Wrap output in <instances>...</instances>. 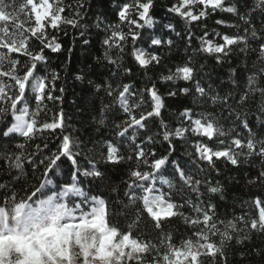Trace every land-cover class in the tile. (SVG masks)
<instances>
[{"label": "snow or ice", "instance_id": "6c2138e0", "mask_svg": "<svg viewBox=\"0 0 264 264\" xmlns=\"http://www.w3.org/2000/svg\"><path fill=\"white\" fill-rule=\"evenodd\" d=\"M84 4L85 0H76L75 5L66 3L65 0H23L17 8L15 5L6 4L5 0H0V118L10 113L14 119L11 126L0 132V135L11 139L13 134H19L25 140H30L37 131L63 128L62 111L59 120L38 126L36 114L31 113L23 104L29 89L35 93L34 99L37 102L60 99L53 97L49 90L54 89V83L50 84L47 77L36 75L37 62L45 59V48L54 52L61 49L57 37H49L48 30L59 31L62 25L78 27ZM196 5L202 6L198 12L193 11ZM153 7L154 0H126L119 5L116 12L119 23L108 25V34L103 40L105 58L110 64H118L119 57L112 58L108 50L116 49L122 54L128 40L133 43L132 55L141 67H147L151 63L159 64L160 57L157 54L148 55L144 50L135 47V43L142 39L141 30L154 23L151 16ZM209 8L213 12L220 9L233 13L245 25L243 35H223L222 43H214L208 39V32H204L200 38L201 48L207 53L218 54L217 62H221V56L229 55L232 46L243 45L240 51L246 54L250 50V40L258 44L257 49L251 50L258 51L259 66L254 67L248 76L246 90L240 99L248 103L250 97L260 96L262 106L260 116H257V120H260L264 116V28L257 29L252 23L251 11L264 12V0H255L254 8L243 14L235 6L224 7V0H178L167 11L191 23L207 17ZM66 12H70L71 16L65 15ZM101 22L98 18L97 26ZM216 23L225 22L217 20ZM124 25L127 26L126 31ZM166 27L174 30L171 24ZM216 35L219 36V33ZM150 39L154 46L173 44L172 39ZM33 41L39 42V50L31 49ZM13 56L27 57L29 62L21 64V60L13 59ZM194 71L195 68L189 60L183 66L177 67L172 75L162 79L189 81L193 79ZM56 78L53 76V80ZM96 87L99 89L101 85ZM118 88L120 90L117 91L108 84L105 91L109 97L116 95L120 109L127 116L126 120L116 125L119 129L116 134L121 138L128 136L130 130L143 128L149 118L161 115L163 101L155 85L144 90L152 102L151 111L141 113L139 117L128 103L129 97L136 95L131 91V85L123 84ZM195 91L202 98L208 95V90L201 87L199 82ZM181 92L187 94L189 89L183 88ZM169 95L175 96L176 93L170 92ZM230 98L229 93L222 98L213 96L212 100L215 102L219 99L227 103ZM108 107L109 105H104L100 110L101 124ZM181 116L187 120L188 127H177L174 131H169L168 125L161 121L163 139L170 141V137H184L189 132L210 141L224 137L225 139H219V148L214 149L206 143L195 145L199 159L210 166L214 167V158H223L233 166L247 163L253 156L264 161V141L255 140L246 118L241 123L248 131V138L241 139L237 134L229 140L228 133L218 127L211 116L201 115L194 118L195 113L191 108H185ZM147 140L150 142L152 137L149 136ZM135 141L136 136L132 135L130 142L134 150L128 157L120 155L110 142L107 143L106 155L102 156L104 163L112 165L135 159V166L128 170L124 196L133 204L139 203L140 207L136 209L135 218L124 229L111 221L115 213L110 210L109 202L102 196L92 195L91 187L86 192L81 186L86 179L90 185L94 181H103L105 173L92 160L88 161L87 166L80 164V153L74 150L77 143L69 135H63L57 151L39 159L38 164L31 155L26 157L22 152L10 153L6 150L0 154L9 169L18 170L20 175L24 174L26 161L35 166V170L41 167L43 169L37 183L21 191L14 190V185L9 187L8 184H0V264H203L202 257L205 256L212 261L219 256L223 264H227L225 249L232 240L237 244H244L251 239V232L264 235V201L259 197L254 200L258 209L257 216L250 220L239 217L244 228H239L235 220H220L216 215V205L212 203L204 207L199 203L192 204L194 216H186L180 212L178 209L182 206L173 203L171 194L163 191L165 184L172 187L171 181L162 175L166 165H174L175 174L197 197L201 195L199 188L202 181L187 175L175 161L169 160L168 155L157 158L154 151L145 150L144 141L139 144ZM16 147L23 149L25 145L19 144ZM47 147V144L43 145L44 149ZM36 148L40 150L41 145H36ZM172 150L173 145L169 143V152ZM149 157H152L151 160ZM64 160L71 165L68 178L63 182H55L53 186L51 176L60 174L58 170ZM256 182H264V171L256 177ZM204 183L211 185L209 181ZM215 183L217 186L207 187L208 192L222 191L219 182ZM157 184H160L159 188ZM144 216L150 218L156 229H161L163 222L169 218L183 217L185 223L194 231L179 245L172 242L170 234H164L158 244L153 243L135 234L134 226L138 227ZM214 238H218V242ZM254 251L264 254L259 249Z\"/></svg>", "mask_w": 264, "mask_h": 264}, {"label": "trees", "instance_id": "16d2710c", "mask_svg": "<svg viewBox=\"0 0 264 264\" xmlns=\"http://www.w3.org/2000/svg\"><path fill=\"white\" fill-rule=\"evenodd\" d=\"M23 0H5L6 4L15 5L17 8ZM66 3L75 5L76 0H65ZM126 0H85L81 11L78 27L62 25L59 31L49 29L48 35L56 36L61 44V49L54 52L44 49L45 59L37 62L36 75L47 77L50 84L54 83V89L50 88L53 97L60 99L37 102L35 93L29 89L23 106L28 107L31 113H35L39 125L52 123L60 118L63 112V128L56 130L37 131L32 139L25 140L19 134H13L9 139L0 135V154L6 150L10 153L22 152L26 157L39 163L51 153L56 152L62 142L63 135H69L76 143L75 151L80 153L79 162L87 166L92 160L105 173L103 181H94L91 185L87 179L81 185L87 192L89 187L93 189L92 195L102 196L109 202V208L115 213L111 221L124 229L135 218L139 203L133 204L124 196L126 189L125 181L128 179V170L135 166V159L125 160L118 165L106 164L102 156L106 155L107 143L110 142L122 156L128 157L133 153V144L130 142L132 135L136 136V144L144 141L146 151H154L156 157L168 155L170 161H175L185 173L194 179L202 181L199 188L200 196L185 186L183 181L175 174L172 163L166 165L162 175L171 181L172 187L163 185V191L170 193L172 202L181 205L178 210L186 216H194L192 204L199 203L201 207L208 203L216 205V215L220 220H235L239 228L244 224L239 217L246 220L255 218L258 209L254 200L259 197L264 201V182H256V177L264 171V161L253 156L247 163L239 166L231 165L227 160L214 158V167L206 161L199 159L195 145L206 143L209 146L219 148V139L208 140L191 132L184 137H170V141L163 139L161 121L168 125L169 131L177 127H188L187 120L181 116L185 108H191L195 113L194 118L201 115L211 116L228 133V139L239 134V138L247 139L249 134L241 123L247 119L249 127L255 140L264 141V116H260L262 101L259 95L250 97L248 103L241 101L240 97L247 87V78L251 75L254 67L259 66L258 44L250 40V50L245 54L240 51L243 45L232 46L227 57L218 54L207 53L201 48V37L208 32V39L214 43H222L223 35H243V22L237 15L217 9L215 12L208 9V16L195 22H188L167 9L178 0H154L151 16L154 23L142 31V39L135 43V47L144 50L148 55L157 54L160 57L159 64L151 63L147 67H141L132 55L133 43L127 41L126 47L121 54L119 50H108L109 56L118 58V64H110L105 58L106 48L103 40L108 34V25L119 23L116 12L119 5ZM255 5V0H224V7L235 6L243 14L250 12ZM202 8L196 5L193 11L198 12ZM65 15L71 16L70 12ZM98 18L101 23L97 26ZM252 23L257 29L264 28V12L260 10L251 11ZM217 20H223L224 24H217ZM173 25L174 30L166 27ZM237 25L238 27H231ZM127 30V26H123ZM66 33V34H65ZM179 33V36H177ZM219 33V36L216 35ZM151 37L162 38L164 41L173 40L171 46L166 43L154 46ZM41 45L37 41L31 43L32 50H39ZM20 59L21 64L27 63V57L13 56ZM191 60V66L195 68L193 79L185 81L182 79L164 80L163 77L172 75L176 68L183 66ZM130 69V71H125ZM235 69V72H233ZM22 74V73H21ZM53 76L57 78L53 80ZM79 77V78H78ZM7 83L8 81L5 80ZM197 82L201 87L208 90L206 98H202L195 91ZM108 84L113 89L120 90L118 86L131 85V91L136 93L130 96L128 103L134 109L135 115L151 111L152 102L144 90L155 85L158 94L163 101L161 115L149 118L145 126L140 129L130 130L128 136L121 138L116 133L119 130L116 125L127 119L126 114L120 109L116 95L109 97L105 91ZM101 85L98 89L96 86ZM264 86V81H262ZM188 88L187 94L181 89ZM63 89V91H61ZM47 91V90H46ZM175 92V96L169 95ZM231 94L227 103L222 100L213 101V96L224 97ZM104 105H109L104 113V122L100 123V110ZM14 122L11 114L0 118V132L10 127ZM151 136L149 142L147 138ZM169 143L174 150L169 152ZM24 144L23 149L16 146ZM47 144V149L43 145ZM36 145H41L37 150ZM152 157H149L151 160ZM71 165L64 160L60 163L59 175H52L55 182H63L68 178ZM42 167L35 170V166L25 162L24 174L20 175L18 170L9 169L7 162L0 158V184H8L16 191H21L28 186L37 183ZM218 170V171H217ZM204 181L211 182V185ZM219 182L222 191L211 193L207 191L208 186H217ZM250 181H253L250 183ZM160 187V184H157ZM135 234L141 239L151 240L159 243L164 234H170L172 242L179 243L191 236L194 229L185 223L183 217H172L163 222L161 229H156L153 222L144 216L138 227L134 226ZM251 239L244 244H237L232 240L225 249L227 264H264V254H257L254 250L259 249L264 253V235L257 232L249 233ZM218 242V238H214ZM203 264H223L221 257L217 256L215 261L209 260L207 256L202 257Z\"/></svg>", "mask_w": 264, "mask_h": 264}]
</instances>
